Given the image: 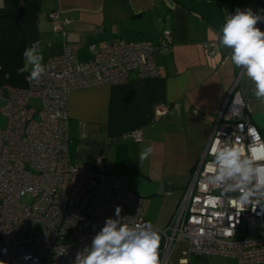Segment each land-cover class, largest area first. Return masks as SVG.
<instances>
[{
    "label": "crops",
    "instance_id": "0c3cea01",
    "mask_svg": "<svg viewBox=\"0 0 264 264\" xmlns=\"http://www.w3.org/2000/svg\"><path fill=\"white\" fill-rule=\"evenodd\" d=\"M237 8L260 12L264 0H0L27 45L41 43L44 61L62 55L64 48L49 20L53 12L70 21L66 42L79 46L80 62L91 59L93 45L157 44L163 32L171 33L172 50L153 54L157 78L132 74L121 85L74 90L66 107L70 162L91 168L103 157L107 173L145 200L143 218L159 230L171 220L238 80L247 115L264 136V102L219 45L220 27ZM257 27L264 31V22ZM134 130L142 131V142L124 139ZM147 146L153 154L141 161ZM188 249L185 242L177 245L168 264H236L222 257H190Z\"/></svg>",
    "mask_w": 264,
    "mask_h": 264
},
{
    "label": "built area",
    "instance_id": "2783aa9c",
    "mask_svg": "<svg viewBox=\"0 0 264 264\" xmlns=\"http://www.w3.org/2000/svg\"><path fill=\"white\" fill-rule=\"evenodd\" d=\"M49 20L63 39L62 55L44 61L46 71L40 82L25 77L21 88L0 87V116L6 119V126L0 128V264H74L77 253L90 245L104 220L114 218L117 206L129 226L148 223L142 215L145 200L107 173L103 157L91 168L70 162L67 97L74 90L124 84L132 74L138 79L157 78L153 54L156 50L170 52L172 35L163 32L157 44L93 45L89 47L91 59L80 62L79 46L66 42L70 21L59 12L49 14ZM204 47L212 58L213 50L207 44ZM238 81L212 133L222 130V139L240 122L254 126L244 100L243 120L238 115L225 119L234 97L243 99L236 90ZM124 139L140 143L143 133L134 130ZM208 159L204 150L171 220L159 230L161 264H168L183 242L188 244L190 257L264 264V216L246 212L235 218L227 201L215 208L207 203L210 195L220 194L212 186L204 191L200 188ZM229 226L231 235L224 230Z\"/></svg>",
    "mask_w": 264,
    "mask_h": 264
},
{
    "label": "clouds",
    "instance_id": "9594fccd",
    "mask_svg": "<svg viewBox=\"0 0 264 264\" xmlns=\"http://www.w3.org/2000/svg\"><path fill=\"white\" fill-rule=\"evenodd\" d=\"M261 13L264 9L254 12L251 8H237L220 27L219 45L229 50L232 66L243 72L253 86L255 98L264 102V31L257 27L264 22ZM23 61V67L17 71L27 73L30 82H40L46 66L39 41L24 50ZM242 109H245L243 99L238 101L234 97L225 119L238 115L242 121ZM224 136L222 130L216 132L205 149L210 159L204 164L205 181L200 188L220 189V194L210 195L207 203L215 208L227 201L235 210L232 213L235 218L246 212L264 216V136L247 121L238 123L231 135L222 139ZM153 151L152 146L145 147L139 159L149 160ZM121 212L117 206L114 218L104 220L90 245L77 253L74 264H161L158 227L150 222L129 226ZM224 230L232 234L231 226Z\"/></svg>",
    "mask_w": 264,
    "mask_h": 264
},
{
    "label": "trees",
    "instance_id": "16d2710c",
    "mask_svg": "<svg viewBox=\"0 0 264 264\" xmlns=\"http://www.w3.org/2000/svg\"><path fill=\"white\" fill-rule=\"evenodd\" d=\"M27 47L21 27L0 9V87L24 86L27 73L21 74L17 70L23 67V52Z\"/></svg>",
    "mask_w": 264,
    "mask_h": 264
},
{
    "label": "rangeland",
    "instance_id": "374dc122",
    "mask_svg": "<svg viewBox=\"0 0 264 264\" xmlns=\"http://www.w3.org/2000/svg\"><path fill=\"white\" fill-rule=\"evenodd\" d=\"M34 105L39 106V103H34ZM5 126H6V119L0 116V128H4ZM143 211H144V208H143ZM143 211H142V214H143Z\"/></svg>",
    "mask_w": 264,
    "mask_h": 264
},
{
    "label": "water",
    "instance_id": "95a60500",
    "mask_svg": "<svg viewBox=\"0 0 264 264\" xmlns=\"http://www.w3.org/2000/svg\"><path fill=\"white\" fill-rule=\"evenodd\" d=\"M261 24H262V22H261Z\"/></svg>",
    "mask_w": 264,
    "mask_h": 264
}]
</instances>
